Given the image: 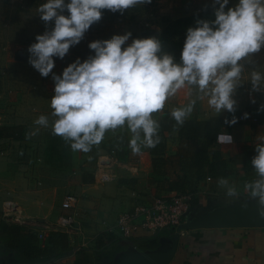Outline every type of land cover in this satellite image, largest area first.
<instances>
[{
    "label": "crops",
    "instance_id": "0c3cea01",
    "mask_svg": "<svg viewBox=\"0 0 264 264\" xmlns=\"http://www.w3.org/2000/svg\"><path fill=\"white\" fill-rule=\"evenodd\" d=\"M212 1L152 0L151 18L146 17L151 21V30L147 31L157 33L163 20L174 19L180 12H193L202 6L205 9ZM1 14L0 11V23L6 25L10 18ZM26 52L27 48L0 38V94L4 95L2 88H8L11 79L22 80L15 86L16 96L9 95L10 114L7 110L8 114L0 116H7L5 124H20L25 128V137L21 140L0 139V231L2 224H16L35 235L43 231V239H38L42 245L59 217L74 212L77 230L68 236L70 249L56 257H22L11 248L1 249V245H5L2 238L0 264H264V217L258 214V199L250 197L244 189L246 183L258 176L254 168L243 163L242 157L243 146L254 147L264 142V112L258 111L264 100L258 105L247 103V106H240L237 100L235 113L238 114L225 111L218 115L208 105L207 97L197 99L193 112L185 120L237 117L235 124H224L219 131L230 133L233 143L215 142L210 148L225 161L228 184H221L220 178L209 177L196 183L187 181L185 192L191 193L193 199L185 225L176 231L161 230L155 235L141 230L123 238L108 233L107 227L137 204H148L158 196L174 195V191L162 187L163 181L185 177L177 165L179 158L175 156L181 148L178 131L164 133L163 154L151 155L147 147L134 153L129 146L132 133L126 124L105 132L103 140L94 145L97 156L93 158L91 151L71 150L67 159L60 152L54 154L53 148H59L58 137L52 130L56 119L51 115L50 103L54 82L51 73L48 77L37 75L38 71L28 63ZM72 53L75 55L74 52L67 55ZM73 61L74 58L66 63L57 61L52 71L60 74ZM22 63H25L23 70L17 72ZM244 77L242 74L240 79ZM248 81L249 78L247 87ZM197 95L194 88H182L169 97L164 108L153 113V117L160 122L166 112L171 116L173 108ZM245 112L247 118L243 115ZM35 114L37 118L40 115L48 117L47 127L34 122ZM240 116L244 120H240ZM112 148L126 150L125 160L113 157L112 170L117 179L98 183L94 177L95 159ZM153 162L158 165L157 172L153 170ZM90 174L93 180L85 182ZM229 187L235 188V195L228 193ZM68 193L78 197L73 210L61 207ZM5 200L18 205L20 222L2 218L1 204ZM83 237L87 239L86 245L81 243L85 240Z\"/></svg>",
    "mask_w": 264,
    "mask_h": 264
},
{
    "label": "clouds",
    "instance_id": "9594fccd",
    "mask_svg": "<svg viewBox=\"0 0 264 264\" xmlns=\"http://www.w3.org/2000/svg\"><path fill=\"white\" fill-rule=\"evenodd\" d=\"M152 0H44L38 8L45 24L43 33L35 36L27 52L28 63L41 76L54 82L51 96L53 134L70 143L73 151L89 152L99 144L109 129L127 125L132 133L129 146L134 153L142 147L152 148L160 142L159 121L153 113L163 109L169 97L178 90L194 88L197 97L173 108L171 116L182 125L193 112L197 99L207 97L208 105L219 115L235 113V94L241 85L245 63L264 48V0H213V18L197 19L186 29L179 60L163 50L159 36L132 38L131 31L113 34L107 39L90 41L93 54L77 57L53 72L55 59H63L71 46L77 45L90 27L99 22L103 10L123 14L137 5ZM51 24L49 28L48 25ZM131 42L129 43V40ZM264 74L253 71L252 90L262 91ZM255 103V99L252 100ZM258 111H264L261 104ZM247 118L248 113L245 112ZM36 124L47 127L48 117L40 115ZM237 122L225 117L224 124ZM220 144H232L227 131L217 134ZM250 162L258 178L246 183L244 189L257 198L258 214L264 217V142L254 146ZM221 184L227 179L221 177ZM235 195L234 187L228 188Z\"/></svg>",
    "mask_w": 264,
    "mask_h": 264
},
{
    "label": "trees",
    "instance_id": "16d2710c",
    "mask_svg": "<svg viewBox=\"0 0 264 264\" xmlns=\"http://www.w3.org/2000/svg\"><path fill=\"white\" fill-rule=\"evenodd\" d=\"M234 2L235 0H230V4L226 7L233 6ZM215 7H218V5L210 6L198 14L170 19L166 22L161 32L154 33L152 36H159L163 43V50L173 53L176 59L179 60L186 29L189 26H195L197 19L213 18ZM147 34L149 33L147 32ZM262 112L264 111H260L259 113ZM159 124L160 128L158 135L160 136V142L155 147L149 148V151L151 155L163 154L165 152L164 133L177 130L181 148L177 150L175 156L179 158L177 165L185 176L175 181H163L162 187H165L166 190L174 191L175 194L186 193L185 185L189 180L196 183L207 177L226 178L229 175V172L226 170L225 161L222 160L220 154L210 149L212 145L217 142V134L224 125V118L213 117L207 120H185L182 125H179L173 117L170 116V113L166 112ZM56 136L58 137L57 142H59V148H53V153L58 154V152H60L64 158H67L72 150L70 143L66 142L61 136ZM24 137L25 128L23 125H0V139L18 141ZM90 151L91 158L97 156V148L94 145L91 147ZM108 153L120 161L125 160L126 157V150L124 149L112 148ZM253 155H255L254 147L243 146V163L248 164L250 168H253L250 162ZM157 168L158 165L153 162V170L155 172H157ZM92 180L93 176L90 174V177L88 176L85 182H91ZM158 197L165 198V196ZM2 238L5 240V243L3 242L5 245H1L3 246L1 249L7 247L11 248L15 250L18 255L28 259L51 256L56 257L70 249L68 235L56 230H50L43 244L40 245L37 236L33 232L25 230L16 224L9 226L2 224L0 239L2 240Z\"/></svg>",
    "mask_w": 264,
    "mask_h": 264
},
{
    "label": "rangeland",
    "instance_id": "374dc122",
    "mask_svg": "<svg viewBox=\"0 0 264 264\" xmlns=\"http://www.w3.org/2000/svg\"><path fill=\"white\" fill-rule=\"evenodd\" d=\"M43 2L44 0H0V4L2 5V8L0 9V11L3 12V14H5L6 16L3 14L1 15L5 16L6 18H10L9 23L6 22L7 26L4 25L3 23H0V38H3L4 40L8 41V43L15 42L18 46H20V48H28V46L32 42L35 41L36 34L43 33L45 30V24L39 18V12H38V8L40 4H42ZM151 5L152 3H150L149 5H145V6L137 5L133 8L125 10L123 14H120L119 12L113 13L109 10H103L102 19L99 22L94 23L90 27V29L85 33L84 38L77 45L70 47L68 53L74 52L75 55H73L72 53L70 55L66 54L63 59L54 58L55 62L59 61V62L66 63V61L70 62L72 61V58H74L75 60L77 57H80L81 60L86 59L89 55L93 54V50L88 48V44L90 41H93L96 39H107V38H110L113 34H123L125 31H131L132 38H142V37L152 36V34L154 33L151 31H147V30H151V24H150L151 21L149 19H146V17L151 18V10H152L150 7ZM213 5L214 4L212 1L210 4H208V7H205V9ZM203 10L204 9L202 6V7L196 8L195 11L193 12L185 11L183 13L180 12L179 14H176V15L178 17H185V16L201 13L203 12ZM177 16L175 17L178 18ZM171 18H174V17H171ZM167 21L168 19L167 20L165 19L163 20L162 24H160L161 30L163 29ZM48 27L50 28L51 24H49ZM161 30L158 31L157 33L161 32ZM147 32L149 34H147ZM132 38H130L129 43L131 42ZM1 42H2V39H1ZM76 53H79V54L77 55ZM26 54H27V59H28L29 53L26 52ZM24 64L25 63L21 64V66L19 67L20 70L17 72H21L23 70ZM253 71H257V72H260L261 74H264V48H262L260 52L253 54L251 63H245V68L243 69L242 74L243 76H246V77L239 80V83L241 85L238 87L236 94H235V99L240 101L239 103L240 106L242 104L243 105L246 104L247 106L248 105L247 103L258 105L260 102L264 100V94H261V92L259 91L252 90L250 81L252 79ZM37 75H40V73L38 72ZM34 77L36 78V76ZM40 77H43V76L40 75ZM247 78H249L248 82L250 84L248 87L246 85ZM18 81L22 82V80L11 79V82L9 83V85L7 84L8 88L7 87L2 88L1 92H3L4 95L0 94V114H8V112L10 114L11 106L9 102L7 101H8L9 95L12 94L11 96H14V97L16 96L14 95V92L16 90L15 86ZM261 83H262V86H264V81H262ZM20 85H22V83H20ZM12 87L13 89L11 90ZM21 89H23L22 86H21ZM262 91H264V87H262ZM253 99H255V103L252 102ZM7 110L9 111L7 112ZM15 111H19V110H15ZM238 111H240V109H238ZM235 114H238V112H236ZM25 115L33 116L34 114H25ZM6 117L7 116L5 115H4V118L0 116V124H5ZM34 118L35 120L37 119L36 114ZM110 155L111 154L107 152L106 154H102L98 156V159L96 158L97 160L96 168H97L98 162L101 157L110 156ZM74 157H76V155ZM110 159L113 164L114 158L112 157V155L110 156ZM96 168H95V172H96ZM94 177H95V174H94ZM68 194H71V193H68ZM155 198H153L152 201ZM1 215H2V212H1ZM2 218L6 221H11V219H6L3 216ZM55 225L53 226L52 230L60 231L55 228L56 227ZM40 232H42L43 234V231H40ZM37 234L36 236L38 238ZM66 234L69 236L72 233H66ZM41 239H43V237ZM81 243H84L86 245L87 239L83 240Z\"/></svg>",
    "mask_w": 264,
    "mask_h": 264
},
{
    "label": "built area",
    "instance_id": "2783aa9c",
    "mask_svg": "<svg viewBox=\"0 0 264 264\" xmlns=\"http://www.w3.org/2000/svg\"><path fill=\"white\" fill-rule=\"evenodd\" d=\"M239 119L244 120V117L240 116ZM110 156L101 157L98 162L95 172V180L98 183H109L117 179L116 173L112 170ZM192 198L191 193L175 194L168 198L156 197L148 204L136 205L132 210L120 214L116 222L107 227V231L123 238H129L141 230L151 235H155L161 230L176 231L186 223ZM77 203L78 197L76 195L66 194L61 207L62 209L73 210ZM1 212L4 218L11 219L13 222H20L18 205L14 201H3ZM76 224V213L74 212L70 216L59 217L55 228L62 232L73 233L77 230ZM37 235L39 239L43 237L42 232H38Z\"/></svg>",
    "mask_w": 264,
    "mask_h": 264
},
{
    "label": "water",
    "instance_id": "95a60500",
    "mask_svg": "<svg viewBox=\"0 0 264 264\" xmlns=\"http://www.w3.org/2000/svg\"><path fill=\"white\" fill-rule=\"evenodd\" d=\"M189 215H190V211H189V213H188V217H187L186 223H187L188 220H189ZM186 223H185V224H186ZM185 224H184V225H185ZM182 226H183V225H182ZM182 226H181V227H182Z\"/></svg>",
    "mask_w": 264,
    "mask_h": 264
}]
</instances>
